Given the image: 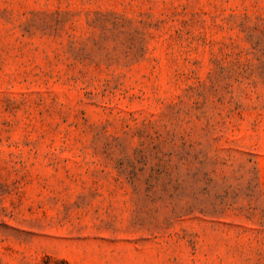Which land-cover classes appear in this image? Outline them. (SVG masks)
Instances as JSON below:
<instances>
[{
    "label": "rangeland",
    "instance_id": "obj_1",
    "mask_svg": "<svg viewBox=\"0 0 264 264\" xmlns=\"http://www.w3.org/2000/svg\"><path fill=\"white\" fill-rule=\"evenodd\" d=\"M0 264H264V0H0Z\"/></svg>",
    "mask_w": 264,
    "mask_h": 264
}]
</instances>
